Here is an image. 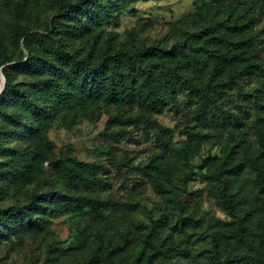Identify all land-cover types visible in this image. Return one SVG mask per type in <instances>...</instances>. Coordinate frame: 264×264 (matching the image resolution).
I'll use <instances>...</instances> for the list:
<instances>
[{
  "label": "trees",
  "instance_id": "1",
  "mask_svg": "<svg viewBox=\"0 0 264 264\" xmlns=\"http://www.w3.org/2000/svg\"><path fill=\"white\" fill-rule=\"evenodd\" d=\"M134 1L138 0H58L59 11L44 29L13 24L10 52L0 40V75L5 78L0 93V153L14 157L10 163L0 161V185L32 183L44 160L63 185L33 191L28 203L21 206L1 208L0 238L3 233L48 232L49 218L62 214L88 213L90 226L100 225L106 230L103 234L122 223L119 219L123 216L117 214L121 203L98 187L105 165L81 161L68 152L48 155L51 146L45 133L54 123L115 107V118L122 124L156 129L163 146L187 165L185 180L193 174V154L209 133L216 137L224 132L238 134L244 140L248 105L257 112L264 110V0H209L188 18L196 21L194 29H178L179 37L172 45L141 39L130 48L116 47L107 41L113 39L110 36L102 46L104 27L114 24L116 15ZM26 7L25 2L14 5L18 15ZM95 32L98 35L89 44ZM19 74L28 81H17ZM249 77L258 78V87L244 89ZM232 92L239 94L238 106L231 105ZM7 106L14 111L8 112ZM171 108L196 123L177 140L153 117ZM254 125L261 153L252 157L247 146L238 143V150H225L222 157L211 158V175L225 183L220 190L222 204L231 215L236 214V206L227 192L226 175H237L248 166L255 170L264 190V126L258 121ZM2 136L27 141L26 151L10 155L11 146L1 144ZM168 165L167 160L163 167ZM179 196L180 192L173 191L171 197L178 206ZM187 221L195 220L181 218L183 224ZM129 234L130 230L122 243L110 239L106 245L100 243L80 264H96L101 255L107 261L125 251L132 242ZM231 236L241 240L243 227ZM165 238L160 237V225L154 221L145 244L132 251L125 264H140L143 256L151 261ZM210 243L212 260L208 264H264V253L235 250L221 257L215 234L210 235Z\"/></svg>",
  "mask_w": 264,
  "mask_h": 264
},
{
  "label": "rangeland",
  "instance_id": "2",
  "mask_svg": "<svg viewBox=\"0 0 264 264\" xmlns=\"http://www.w3.org/2000/svg\"><path fill=\"white\" fill-rule=\"evenodd\" d=\"M23 2L27 7L18 15L14 5ZM208 2L134 1L116 15L114 24L104 27L100 44L104 46L110 36L113 39L108 38L107 41L116 47L130 48L132 43L141 39L171 44L179 37L178 29H194L196 21L188 18ZM58 11V0H0V40L7 52L14 47L11 37L13 24L18 22L42 30ZM96 35L95 32L90 36L89 44ZM262 39L260 36L259 41ZM25 80L28 81L22 74L17 76V81ZM257 80V77L246 78L244 89L258 87ZM231 96V105L238 106L239 94L232 92ZM6 109L14 111L12 106ZM248 111L242 130L246 138L242 140L238 134L234 136L228 132L218 137L209 133L208 140L193 154V174L185 180L187 165L177 153L163 146L156 129L122 124L119 118H115L118 112L115 107H104L90 117L67 118L65 122L54 123L45 133L51 146L48 155L56 157L68 152L81 161L105 165L103 182L98 187L121 203L117 214L123 216L119 219L122 223L115 231L103 234L106 230H102L100 225L90 226L88 213L50 217L48 232L3 233L0 264H80L100 243L106 245L109 239L122 243L130 230L132 242L128 249L107 261L103 255L96 261V264H125L131 252L145 244V236L154 221L160 225V237H166L165 244L159 247L151 261L143 256L140 264H208L212 260L211 234H215L219 241L221 257L235 250L264 253V190L258 185L255 170L247 166L237 175H226L227 192L232 194L236 206L235 215H231L222 204L220 190L225 183L211 175V158L222 157L225 150H238V143L247 146L246 151L252 157L262 152L254 122L264 126V110L257 112L248 105ZM153 117L164 130L173 132V140L196 126L192 117L173 108ZM1 144L11 146L9 153L12 156L27 149V141H19L14 136H2ZM13 159L0 153L2 162L10 163ZM167 160L170 165L164 168ZM42 166L32 183L9 185L6 182L0 185V209L28 203L29 194L33 191L62 188L59 178L49 169V161L44 160ZM173 191L180 192V206L171 200ZM182 217L195 221L183 224ZM240 227H243L242 239L232 238L231 234Z\"/></svg>",
  "mask_w": 264,
  "mask_h": 264
},
{
  "label": "water",
  "instance_id": "3",
  "mask_svg": "<svg viewBox=\"0 0 264 264\" xmlns=\"http://www.w3.org/2000/svg\"><path fill=\"white\" fill-rule=\"evenodd\" d=\"M0 79H1V81H3L4 83L3 84H5V78H4V76L3 75H0ZM3 91V88L2 89H0V93Z\"/></svg>",
  "mask_w": 264,
  "mask_h": 264
},
{
  "label": "bare ground",
  "instance_id": "4",
  "mask_svg": "<svg viewBox=\"0 0 264 264\" xmlns=\"http://www.w3.org/2000/svg\"><path fill=\"white\" fill-rule=\"evenodd\" d=\"M4 82L3 81H1V84H0V89H2L3 88V86H4V84H3Z\"/></svg>",
  "mask_w": 264,
  "mask_h": 264
}]
</instances>
